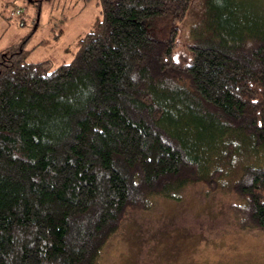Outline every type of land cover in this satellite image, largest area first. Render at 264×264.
<instances>
[{"label": "trees", "instance_id": "trees-1", "mask_svg": "<svg viewBox=\"0 0 264 264\" xmlns=\"http://www.w3.org/2000/svg\"><path fill=\"white\" fill-rule=\"evenodd\" d=\"M195 1L99 0L57 67L28 62L24 42L0 53V264H98L129 210L193 182L237 194L241 227L264 230V166L223 182L233 137L264 149V26L201 0L180 64Z\"/></svg>", "mask_w": 264, "mask_h": 264}, {"label": "rangeland", "instance_id": "rangeland-1", "mask_svg": "<svg viewBox=\"0 0 264 264\" xmlns=\"http://www.w3.org/2000/svg\"><path fill=\"white\" fill-rule=\"evenodd\" d=\"M233 4L236 15L248 21L246 26L252 27L254 21L264 26V0ZM200 8L201 0H196L179 24L175 59L180 64L191 60V30ZM18 10L21 14H16ZM99 15V0H0V53L24 42L30 63L50 60L56 67L69 63L78 51V40ZM154 27L167 37L171 18L156 21ZM232 140L237 151L225 183H233L247 165L264 166V149L253 150L237 137ZM219 166L228 169L222 160ZM179 196L155 198L152 210H129L98 264H264V230L241 227L233 209L242 203L237 194L193 182Z\"/></svg>", "mask_w": 264, "mask_h": 264}, {"label": "built area", "instance_id": "built-area-1", "mask_svg": "<svg viewBox=\"0 0 264 264\" xmlns=\"http://www.w3.org/2000/svg\"><path fill=\"white\" fill-rule=\"evenodd\" d=\"M16 14H21V11H20V10H18V11L16 12Z\"/></svg>", "mask_w": 264, "mask_h": 264}]
</instances>
